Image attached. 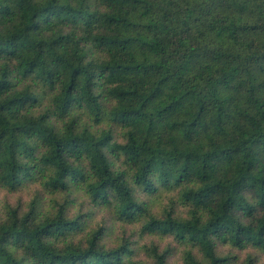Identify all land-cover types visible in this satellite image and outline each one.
<instances>
[{"label": "trees", "instance_id": "trees-1", "mask_svg": "<svg viewBox=\"0 0 264 264\" xmlns=\"http://www.w3.org/2000/svg\"><path fill=\"white\" fill-rule=\"evenodd\" d=\"M37 183L0 264H255L219 247L264 252V0H0V188Z\"/></svg>", "mask_w": 264, "mask_h": 264}, {"label": "rangeland", "instance_id": "rangeland-1", "mask_svg": "<svg viewBox=\"0 0 264 264\" xmlns=\"http://www.w3.org/2000/svg\"><path fill=\"white\" fill-rule=\"evenodd\" d=\"M43 187L41 184L37 183L32 186L22 187L17 191L11 192L7 189L0 188V215H2V212L6 209L7 205H11L14 207H19L23 209L29 208V203L32 201V199L35 197V195H42L46 196ZM48 195V194H47ZM50 197V195H48ZM152 208L155 210H160L163 205L170 204L168 197L164 194L159 199H156L155 201L151 202ZM180 212L184 211V208L182 206H179ZM256 213H264L263 208H259ZM103 211L96 212V215L94 216L96 221L102 220ZM138 226H135V230L132 226H128L126 228H116L113 229L110 232L109 238H108V244L111 245L113 243V240H116L118 236H121L123 233H125L126 237H129L131 240L132 238L139 237V234L136 232V229ZM136 233V234H134ZM134 234V235H133ZM142 239V238H141ZM142 243L151 245V243H155L159 245V248L162 249H169V257L168 261L170 264H184L183 262V254L185 252L186 247L182 245L180 242L175 240L173 237L170 236H160L157 234L145 236L142 239ZM219 250L223 252H232L233 254L237 255L239 259H245L248 256H253L255 260V264H264V252L256 250L255 248H247V249H237V248H231L230 245H221L219 247ZM194 252H197L194 250ZM138 258L144 259V260H152L151 257L142 250Z\"/></svg>", "mask_w": 264, "mask_h": 264}]
</instances>
